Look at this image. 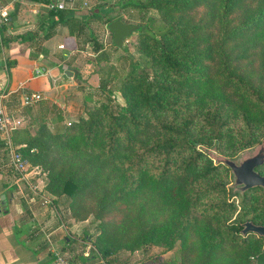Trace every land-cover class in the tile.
Returning <instances> with one entry per match:
<instances>
[{"label":"trees","instance_id":"trees-1","mask_svg":"<svg viewBox=\"0 0 264 264\" xmlns=\"http://www.w3.org/2000/svg\"><path fill=\"white\" fill-rule=\"evenodd\" d=\"M123 4L156 15L137 24V58L116 87L123 104L95 101L60 130H15V150L69 217L92 216L102 257L162 241L178 245L176 264H264V240L239 232L243 221L262 223L264 190L230 194L228 169L196 148L231 157L264 137V0ZM48 14L51 29L75 37L86 25ZM92 43L95 61L106 59ZM255 169L264 175V164Z\"/></svg>","mask_w":264,"mask_h":264},{"label":"crops","instance_id":"crops-1","mask_svg":"<svg viewBox=\"0 0 264 264\" xmlns=\"http://www.w3.org/2000/svg\"><path fill=\"white\" fill-rule=\"evenodd\" d=\"M50 2L0 0L5 18L0 24V95L4 113L20 120L9 131L14 149L18 145L11 141L13 131L32 133L39 122L60 130L69 110L68 88L76 77L64 71L80 58L79 37L69 35L60 24L51 29L56 17L48 14ZM65 9L64 17L85 16L77 8ZM25 92L38 93L40 99L21 106ZM41 174L16 172L0 133V198L5 197L0 203V264H49L53 251L72 264H144L135 252L102 257L83 221L69 217L64 197L44 190Z\"/></svg>","mask_w":264,"mask_h":264},{"label":"rangeland","instance_id":"rangeland-1","mask_svg":"<svg viewBox=\"0 0 264 264\" xmlns=\"http://www.w3.org/2000/svg\"><path fill=\"white\" fill-rule=\"evenodd\" d=\"M125 1L127 0H73L70 4L69 7L77 8L76 12H81L78 14L84 13L85 16L82 19L86 21V25L79 36L78 46L80 51L78 54L80 58L67 68L74 74L76 79L68 88L69 110L65 112V121L61 127L84 115L85 108L91 106L95 101L109 99L113 109H115V105L123 104V99L116 87L120 78L131 67V63L134 66L133 58H137V53L134 51L133 44L137 32H132L123 40V50L117 47L112 48L111 33L107 30L106 25L110 19L114 18L123 22L142 25L147 16H156L152 10L138 11L131 5L123 4ZM92 12H96L99 17L92 16ZM66 13L68 11L62 9V15L64 16ZM92 42L101 44V50L108 53L106 59H101L99 62L95 61L96 54L92 50ZM110 76H114V78L107 82L104 90L101 89L100 83L106 79L108 80ZM85 97H89V99L86 100ZM49 129L54 131L51 127ZM237 153L231 158H235ZM228 173L229 183L227 187L229 188L231 178L229 171ZM230 194H232L231 191ZM82 223L85 226L87 235H97L96 221L93 220L92 216L87 217ZM133 252L146 264L147 261L154 264L157 259H162L168 264H176L179 261L178 245H169L162 241L144 245Z\"/></svg>","mask_w":264,"mask_h":264},{"label":"water","instance_id":"water-1","mask_svg":"<svg viewBox=\"0 0 264 264\" xmlns=\"http://www.w3.org/2000/svg\"><path fill=\"white\" fill-rule=\"evenodd\" d=\"M111 33V42L118 49H124L123 40L132 32L137 31L138 25L123 22L115 19L106 25ZM64 74L71 76L70 71H64ZM197 150L205 153L213 164H222L230 172L231 183L229 188L232 194H242L249 188L260 187L264 190V175L256 171V167L264 164V137L259 142L241 149L235 158H231L219 153L216 148L202 145L196 146ZM5 202L4 195L0 198V203ZM240 234L254 233L264 240V209L261 224H254L249 220L240 224Z\"/></svg>","mask_w":264,"mask_h":264},{"label":"built area","instance_id":"built-area-1","mask_svg":"<svg viewBox=\"0 0 264 264\" xmlns=\"http://www.w3.org/2000/svg\"><path fill=\"white\" fill-rule=\"evenodd\" d=\"M73 0H51L49 7L55 10H62L70 6ZM3 10L0 6V24L4 20ZM3 96L0 95V133L5 139V144L7 145V149L10 155V161L13 169L18 172L20 175L31 173L33 175L41 174V169L38 166H33L28 168L27 162L22 158V156L11 146L9 141V131L15 129L19 126V119H12L8 117L4 111L1 102V98ZM40 99V95L38 93H23L20 98L21 106H29L33 103L37 102ZM43 175V173L41 174ZM47 202V200H44ZM49 264H72L67 258L60 253L59 251H53V257Z\"/></svg>","mask_w":264,"mask_h":264}]
</instances>
